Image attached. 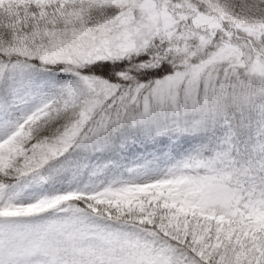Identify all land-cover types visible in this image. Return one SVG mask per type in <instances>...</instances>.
Masks as SVG:
<instances>
[{
  "label": "snow or ice",
  "instance_id": "1",
  "mask_svg": "<svg viewBox=\"0 0 264 264\" xmlns=\"http://www.w3.org/2000/svg\"><path fill=\"white\" fill-rule=\"evenodd\" d=\"M0 264H264V0H0Z\"/></svg>",
  "mask_w": 264,
  "mask_h": 264
}]
</instances>
